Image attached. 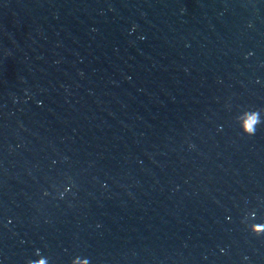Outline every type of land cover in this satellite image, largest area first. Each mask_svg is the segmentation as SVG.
<instances>
[{"label":"water","instance_id":"95a60500","mask_svg":"<svg viewBox=\"0 0 264 264\" xmlns=\"http://www.w3.org/2000/svg\"><path fill=\"white\" fill-rule=\"evenodd\" d=\"M264 0H0V264H264Z\"/></svg>","mask_w":264,"mask_h":264},{"label":"clouds","instance_id":"9594fccd","mask_svg":"<svg viewBox=\"0 0 264 264\" xmlns=\"http://www.w3.org/2000/svg\"><path fill=\"white\" fill-rule=\"evenodd\" d=\"M256 231H264V229L257 228ZM34 264H45V260L41 258L40 260L35 261Z\"/></svg>","mask_w":264,"mask_h":264}]
</instances>
